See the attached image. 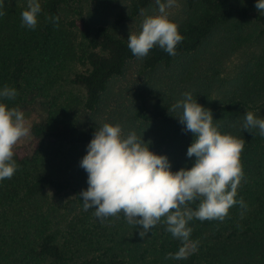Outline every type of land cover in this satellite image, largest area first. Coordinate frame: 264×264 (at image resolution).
<instances>
[{
	"label": "trees",
	"instance_id": "obj_1",
	"mask_svg": "<svg viewBox=\"0 0 264 264\" xmlns=\"http://www.w3.org/2000/svg\"><path fill=\"white\" fill-rule=\"evenodd\" d=\"M111 1L39 0L31 30L21 27L27 0H3L0 90L18 95L0 103L39 117L31 148L15 150L18 170L0 181V264H264V137L242 129L246 111L264 118V14L256 0H181L170 18L184 37L176 54L157 46L142 60L127 47L129 32L106 20ZM153 5L125 0L124 9L139 17ZM230 62L232 73L224 74ZM185 92L211 110L222 134L245 140L236 199L247 209L241 216L234 206L223 222L190 221L198 248L175 260L165 257L182 244L163 223L141 238L122 214L102 223L94 209L83 210L79 193L88 185L80 161L107 122L150 141L172 171L191 168L194 137L179 110L169 112Z\"/></svg>",
	"mask_w": 264,
	"mask_h": 264
},
{
	"label": "clouds",
	"instance_id": "obj_2",
	"mask_svg": "<svg viewBox=\"0 0 264 264\" xmlns=\"http://www.w3.org/2000/svg\"><path fill=\"white\" fill-rule=\"evenodd\" d=\"M155 3L156 13L145 15V10H141L144 18L140 30L129 31L127 47L137 59H144L157 46L174 56L184 39L178 24L170 19L169 9L178 7L177 0H155ZM3 7L0 0V16L5 14ZM255 7L264 14V0H256ZM41 11L39 0H27L20 14L21 27L35 30ZM49 19L58 23L59 17ZM17 95L12 87L0 90L2 98L11 100ZM177 110L183 130L194 137L187 149V156L195 157L191 168L172 171L166 155L150 150V141L145 142L135 131L125 134L119 123L102 122L80 161V167L87 173L88 187L79 196L84 211L94 209V216L102 223L122 214L129 225L141 229V238L163 223L165 230L182 244L165 259L183 260L187 259L189 249L195 252L198 248V241L190 240L193 231L190 221L223 222L234 206L239 205L241 216L247 209L243 198L236 199L244 180L241 153L245 140L222 134L213 123L211 110L193 99L190 92L183 93L182 99L169 108V112ZM242 129L249 133L258 129V134L264 137V118L246 111ZM29 134L24 113L0 103V181L11 179L18 170L15 148Z\"/></svg>",
	"mask_w": 264,
	"mask_h": 264
},
{
	"label": "rangeland",
	"instance_id": "obj_3",
	"mask_svg": "<svg viewBox=\"0 0 264 264\" xmlns=\"http://www.w3.org/2000/svg\"><path fill=\"white\" fill-rule=\"evenodd\" d=\"M88 3V2H87ZM124 3L125 0H112L110 2V7L107 10L105 17L106 20H111V22L117 24V26L121 29V30H125V31H130L133 30H140V25L141 22L144 18V16L142 14H140V18L137 17H133V16H129V13L126 11V9H124ZM177 4L178 7L169 9L170 12V18H173L174 16H176L181 8H182V3L181 0H177ZM157 11V5H153L150 8H148L145 11V15L147 14H155ZM128 13V14H127ZM117 20V22H116ZM234 68V64L233 63H229L227 64V66L225 67L224 70V74H231L232 73V69ZM24 113L25 119L27 121V125L30 127L35 121H37L38 117H39V111L38 110H24L22 111ZM21 147H25L27 149L31 148V136L30 134L23 138L16 146L15 150L21 148Z\"/></svg>",
	"mask_w": 264,
	"mask_h": 264
}]
</instances>
